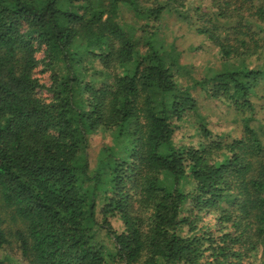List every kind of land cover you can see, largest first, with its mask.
<instances>
[{"label":"trees","instance_id":"1","mask_svg":"<svg viewBox=\"0 0 264 264\" xmlns=\"http://www.w3.org/2000/svg\"><path fill=\"white\" fill-rule=\"evenodd\" d=\"M187 1L0 0V264H264V68L237 65L257 53L264 0H211L197 29L223 70L193 87L243 115L230 143L162 45ZM193 116L200 141L177 142ZM99 133L112 141L91 172Z\"/></svg>","mask_w":264,"mask_h":264},{"label":"rangeland","instance_id":"2","mask_svg":"<svg viewBox=\"0 0 264 264\" xmlns=\"http://www.w3.org/2000/svg\"><path fill=\"white\" fill-rule=\"evenodd\" d=\"M211 0H188L184 9L166 13L160 23V38L162 45L167 49L174 48L179 55V62L181 65L182 75L180 81L183 86L193 87L196 81L202 80L205 77H211L216 73L223 70V64L219 55V49L215 44L209 41L205 36L197 34V29L205 24L206 17L203 14H209V8L212 7ZM126 19L133 23V15L125 12ZM224 29L234 26L232 17L224 18L221 20ZM256 32L259 30L254 28ZM264 34V33H263ZM259 35L260 43L258 48L252 50L253 55L246 58V62L238 61L237 65L244 66L243 63L249 68H264V37ZM225 33L222 34L224 36ZM42 69H39L37 76L41 79L42 83H49L48 74H43ZM258 97L254 99L256 105L257 118L264 124V81H262L256 88ZM193 94L198 99L199 116L205 119L208 127L217 135L216 138H221L224 143H230L234 139L240 138L243 134V115L236 111L235 108L220 101L213 100L207 93L200 87L192 89ZM199 116H193L186 121L179 123L180 127L176 132V141L185 142L187 144L197 145L200 141V133L198 132L197 122ZM112 137L108 134H91L89 136V155L91 163V172H94L98 166L100 159L101 149L104 145L110 144ZM7 220L6 228L9 232L14 233L18 229V225L12 223L10 215L3 212ZM215 216L212 215L206 218V221L201 223L200 226L208 224L215 226ZM106 239L108 247L112 249L110 241ZM13 244V257L17 262L21 259L20 251L18 250V242L11 236ZM104 239V240H105Z\"/></svg>","mask_w":264,"mask_h":264}]
</instances>
